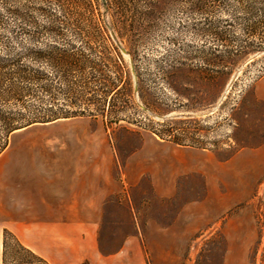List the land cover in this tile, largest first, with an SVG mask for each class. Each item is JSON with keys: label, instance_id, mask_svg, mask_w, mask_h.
I'll list each match as a JSON object with an SVG mask.
<instances>
[{"label": "rangeland", "instance_id": "374dc122", "mask_svg": "<svg viewBox=\"0 0 264 264\" xmlns=\"http://www.w3.org/2000/svg\"><path fill=\"white\" fill-rule=\"evenodd\" d=\"M246 2L106 0L104 12L101 0H0V118L55 119L7 136L0 120V149L8 146L0 167H11L19 153L54 158L70 146L116 160L119 171L132 154L128 175L139 198L149 186L143 176L147 154L156 151L151 142L234 153L246 144L238 138L249 137L245 123L238 137L236 117L249 113L244 102L264 77V0H254L250 13ZM251 25L254 32L246 37ZM40 55L47 56L46 65ZM58 58L62 63L54 62ZM71 59L80 64H68ZM26 65L33 79L21 80V73L5 79ZM252 193L263 208L256 238L261 246L258 256L250 248L247 264H264V167ZM209 233L197 234L179 264H209ZM114 235L120 232H102L103 249H110ZM4 257V264H40L10 239Z\"/></svg>", "mask_w": 264, "mask_h": 264}, {"label": "crops", "instance_id": "0c3cea01", "mask_svg": "<svg viewBox=\"0 0 264 264\" xmlns=\"http://www.w3.org/2000/svg\"><path fill=\"white\" fill-rule=\"evenodd\" d=\"M251 94L244 102L249 113L234 123L238 137L247 124L249 137L238 138L245 145L223 156L204 146L151 142L156 151L147 154L143 176L149 186L139 198L128 175L132 154L120 172L116 160L88 149L69 146L44 159L16 154L11 167H0V264L4 230L48 264H179L207 230V263L250 262V248L258 256L261 246L263 208L252 192L264 167V77ZM103 231L120 232L109 250L102 248Z\"/></svg>", "mask_w": 264, "mask_h": 264}, {"label": "trees", "instance_id": "16d2710c", "mask_svg": "<svg viewBox=\"0 0 264 264\" xmlns=\"http://www.w3.org/2000/svg\"><path fill=\"white\" fill-rule=\"evenodd\" d=\"M54 1L57 2V3L60 2V0H54ZM253 4H254V0H247L245 6H247V8H250V10H249L248 13H250L252 11ZM249 16H250V14H249ZM248 18L249 17H247V20H250V18L249 19ZM53 22L55 23L56 21H53ZM53 22H52V24H53ZM254 27H255V25H253V26L251 25V28H246V37L251 36L253 34V32H254L253 29H255ZM60 29H62V27ZM49 30L55 31V27L54 26H51ZM103 30H104V27H103ZM248 44H250V43H248ZM56 50H58V49H56ZM37 52H40L42 54H45L44 52H41L40 50L37 51ZM57 53L58 54H61L62 52H57ZM46 55H47V53H46ZM232 56H236V54L234 52L233 53H230L229 54V57L231 58ZM38 57L41 59V61H43V64L44 65L47 64V61H48L47 60V56L40 55ZM14 62H15V60H14ZM14 62L11 61L10 64L7 63V64H5V66H7L8 64L9 65L16 64ZM54 62L56 64H60V63H62V60L60 58H58V59H54ZM67 63L70 64V65H72V66L73 65H79L80 64V60H78V59H71L70 61H67ZM21 67H24V66H21ZM20 73H21V77H20L21 80L28 81V80L33 79L32 78L33 76H31V69L27 65L24 68H22V71L20 69H16V70L12 71V75L10 77H5V79L7 81H13L14 80L13 77H15V75H18V77H19ZM0 79H1V74H0ZM7 81L4 80V82H7ZM13 87H14V82L8 83V88L11 89V92L12 93L15 92V90H13ZM4 116L5 115H3V117H1L0 120L3 123V131L5 132L6 136L8 134L12 133L15 130L24 128V127L29 126V125H32L34 123H48V122H51V121L55 120V119H48L44 115H42V116H38L37 115V116H30L29 118L23 120V122L22 121L21 122H18L17 120H14L13 117H9V116L4 117ZM1 146H2V148L0 149V153L5 149V147L7 146V144L4 143ZM9 239L13 242V244L19 250L24 251L25 253H27L29 256H31L32 259H35L40 264H48L43 258H41L40 256H38L37 254H35L31 250H29V249L25 248L23 245H21L19 243V241L9 231H7V230H4V232H3V259L5 258L4 256H5L6 251H7L8 240ZM23 263L24 262H19L18 264H23ZM3 264H4V260H3Z\"/></svg>", "mask_w": 264, "mask_h": 264}, {"label": "water", "instance_id": "95a60500", "mask_svg": "<svg viewBox=\"0 0 264 264\" xmlns=\"http://www.w3.org/2000/svg\"><path fill=\"white\" fill-rule=\"evenodd\" d=\"M101 4H102V8H103V10H104V12H105V10H106V0H101ZM115 40H116V39H115ZM116 43H117L118 47L120 48L121 52H124L125 50L122 48V46L120 45V43L118 42V40H116ZM236 76H237V73L235 72V73L232 75V77H231V81H233V80L236 78ZM133 92H134V94L136 95L137 90H136L135 87H134V89H133ZM140 107H141L143 110L148 111L144 106H141V105H140Z\"/></svg>", "mask_w": 264, "mask_h": 264}]
</instances>
